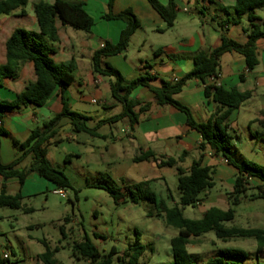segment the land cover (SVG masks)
<instances>
[{"label":"trees","instance_id":"16d2710c","mask_svg":"<svg viewBox=\"0 0 264 264\" xmlns=\"http://www.w3.org/2000/svg\"><path fill=\"white\" fill-rule=\"evenodd\" d=\"M115 0H108L106 13L103 19L108 21H122L125 26L121 31L116 44L106 42L96 50L92 56V71L96 76L109 80L110 96L122 106L120 114L101 121L96 127L87 125L88 118L69 109L65 92L73 83V65L55 64L51 54L56 51L59 44V36L56 23L69 26L74 30L90 33L94 26L93 18L85 11L84 3L78 0H55L54 3H36L32 6V14L35 18L37 31H28L23 28L15 29L5 44V63L0 65V87L6 79H16L26 63H32L36 81L28 84L24 90L17 94L12 101H0V111H19L29 107L44 106L54 92L61 93L62 108L49 121L43 123L41 128L30 132L23 142L14 141L19 155L9 165H3L0 161V177L3 182L16 178L22 185L30 173H36L55 186L56 190L71 189V183L62 170L52 166L47 160V146L53 139L63 120L69 122L71 132L74 134H85L91 138L105 139L98 133L101 125L116 123L127 118L132 130L140 121V118L149 112L153 106H170L186 116V126L196 131L201 143L198 146L200 157L191 163L187 170L178 166L187 153H183L178 159L171 157H156L151 151L141 152L133 159L134 163L150 162L157 169L174 168L177 173L178 203L168 208L163 201H158L154 193L147 191L149 181L136 185L127 186L123 190L115 188H99L105 190L116 203H125L128 200L137 204L140 200L147 201L159 207L165 224L177 230L169 244L172 252L170 264H195L199 263L198 256L187 251L192 239L200 238L208 233L222 241L232 239H253L256 241L257 253L264 251V229H241L228 227L227 224L235 219V211L232 208L221 210L212 207L208 209L200 220H190L183 216L185 207H193L202 202L201 195L213 188V167L203 166L202 155L210 152L214 156H222L226 165L235 171L232 193L228 194L231 206L240 204V199L245 195V184L247 179H255L261 182L258 187L257 199L264 200V166L250 162H239L234 158L233 141L237 139L228 131V120L233 110H236L243 102L251 97L250 93H240L236 90L227 91L222 87L204 85V97L211 99L219 106V113L213 115L206 123H197L190 109L175 99L180 94L188 81L197 80L202 84L210 77H217L220 69V59L225 54H237L244 59L246 70L253 71L258 65L256 44L264 41V0H235L231 11L235 18L228 20L227 24H239L245 17L247 27L243 32L247 36L244 44L226 37L223 33L219 45L208 53L199 52L193 57V68L181 79L174 83L163 82L160 87H152L149 75L138 77L132 81H125L121 74L114 68L104 63V59L123 53L133 34L140 25L130 9L120 13H113ZM152 9L161 17L165 30L173 27L177 11L175 0H168L167 5H162L158 0H147ZM213 3V0H200ZM27 0H2L0 1V18L9 17L18 13L26 14ZM227 12V9H224ZM262 12L258 15L257 12ZM224 32V24L219 25ZM159 51H156L158 53ZM242 79V76H240ZM138 87L147 88L152 94V103L131 100L132 91ZM1 119V116H0ZM264 126L263 121H259ZM6 131L0 126V137L6 136ZM31 157L28 168L17 167L27 157ZM69 157L65 158L67 163ZM127 197H129L127 199ZM23 197L20 194L8 195L4 183L0 191V208L22 210L24 213H32L31 208H23ZM69 218H65L67 222ZM65 237L64 230L61 232ZM44 252L37 256L42 264H62L54 258L58 249H50L45 241H41ZM73 250L91 264H112L111 257L115 254L111 251L108 257H101L95 246L84 237L80 242L73 243ZM145 253V247L136 245L132 250L123 254L128 258L127 264H138L139 259ZM248 259L247 252L240 249H220L217 255L210 257L203 264H241ZM0 264H11L9 258H2L0 253ZM257 264H260L259 262Z\"/></svg>","mask_w":264,"mask_h":264},{"label":"crops","instance_id":"0c3cea01","mask_svg":"<svg viewBox=\"0 0 264 264\" xmlns=\"http://www.w3.org/2000/svg\"><path fill=\"white\" fill-rule=\"evenodd\" d=\"M54 1L27 0L25 15L15 13L9 17L0 18V65L5 63V44L15 29L37 31L32 6L39 2L52 4ZM78 1L84 3V9L93 18L94 26L90 33H85L57 22L59 44L56 51L51 54V59L55 64L72 63L73 83L65 92L69 109L87 117V125L94 128L101 121H107L120 114L122 106L111 98L109 80L93 73L92 56L106 42L116 44L125 24L122 21L103 19L107 11L108 0ZM158 1L162 5L168 4V0ZM175 4L176 21L172 28L165 30L163 20L147 0H115L113 13L117 14L130 9L140 27L131 37L127 49L121 54L104 59V63L116 69L127 82L149 75L151 77L149 84L152 87H160L163 82L174 83L190 72L193 68V57L199 52L208 53L216 48L223 33L229 39L241 44L246 43L247 36L242 29L246 28L247 24L243 25L240 20L232 30L230 24H227V21L232 19L229 9L234 6L235 0H213V3L200 0H175ZM224 9H227V12ZM257 14L261 15L262 12L258 11ZM220 24H224V32L219 29ZM133 42H136V54L130 56V46ZM256 50L258 65L253 71L246 70L244 59L241 56L225 54L220 59L216 82L209 79L205 81V84L197 80L188 81L175 99L190 109L197 123H206L221 110L211 99L204 97V85L222 87L227 91L250 93L251 97L232 111L227 122L228 131L235 134V126L242 117L247 119L248 127L256 124L261 126L259 121L264 122V41L256 44ZM156 51L159 52L155 54ZM35 81L33 65L26 63L16 79L4 80L3 86L0 87V101H12L28 84ZM129 98L148 103L154 101L153 94L143 87L134 89ZM61 108V93L56 91L42 107L0 111V126L7 133L6 136L0 137L1 163L11 164L19 155L13 142L25 141L31 131L41 128L43 123L59 113ZM232 118L234 120H231ZM119 122L123 124L122 131L128 137V147L130 146L135 153L133 159L146 151L153 152L156 157L164 156L174 159H178L185 152L187 155L178 164L181 167L187 159H190L192 163L200 157L198 146L201 138L199 134L186 126V116L183 113L170 106H153L140 118L132 130L127 118ZM114 124L106 123L100 126L98 133L105 137L100 140H107L110 137L114 143L117 142L111 131V125ZM261 127L264 128V126ZM75 135L78 134L71 132L69 122L63 120L56 136L49 141L47 146V160L52 166L59 168L50 159L49 149L51 147H56L65 140H78L77 143H85L92 147V139H97L85 134V137H75ZM126 151L124 148L121 149L122 153ZM218 158L207 151L202 155L201 162L203 166L213 167L218 162ZM30 163L31 157L27 156L17 168H28ZM147 163L150 166L154 164L152 161ZM3 183L8 195L20 194L23 200L31 195L28 184L37 185L36 191L39 193L43 189H50L51 186L55 188L53 184L36 173H30L22 185L16 178L3 182L0 177V191ZM13 235L17 237L16 232H13ZM26 238L29 240L30 236Z\"/></svg>","mask_w":264,"mask_h":264},{"label":"rangeland","instance_id":"374dc122","mask_svg":"<svg viewBox=\"0 0 264 264\" xmlns=\"http://www.w3.org/2000/svg\"><path fill=\"white\" fill-rule=\"evenodd\" d=\"M229 12L231 18H235L231 9ZM241 22L247 24L244 18ZM230 27L232 30L235 25L230 23ZM129 53L130 56L136 54V42L131 44ZM122 129L121 122L111 125L116 143L109 137L107 140L92 139V147L77 143L78 140H65L51 147L50 159L67 176L71 189L56 190L51 186L39 193L36 191L37 185L28 184L31 195L22 201V205L23 208L33 209L32 213L0 208V252L8 253L11 264H42L37 259L44 252L41 241H45L51 250L58 249L54 258L62 264H91L73 250V243L82 241L84 237L89 238L101 257H108L114 251L112 264H127L128 258L123 254L138 244L145 247L138 264L172 262L169 242L177 235V230L165 224L159 207L142 200L137 204L129 200L116 203L105 190L99 188L123 190L127 186L149 181L147 191L154 193L158 201H163L168 208L178 203L175 169H157L156 165L150 166L147 162L134 163L135 153L128 147V137ZM232 134L237 137L233 141L234 158L239 162L264 166V128L258 124L248 127L247 119L242 117L235 126V134ZM77 136L85 137L84 134ZM122 148L127 151L122 153ZM66 157H69L67 163ZM218 157V162L213 166V188L201 195V203L182 210L184 218L200 220L212 207L221 210L232 208L235 219L227 224L228 227L264 229V200L256 198L261 182L247 179L246 192L239 200L240 204L231 206V199L227 195L233 191L235 172L225 164L221 155ZM190 164L191 160L187 159L181 168L187 170ZM65 218H69L67 222ZM63 230L65 237L61 233ZM26 236H30V239ZM220 249L247 252L248 259L241 264H264V251L257 253L253 239L222 242L213 233H208L192 239L187 247L189 253L198 256L199 263L195 264L205 263Z\"/></svg>","mask_w":264,"mask_h":264},{"label":"built area","instance_id":"2783aa9c","mask_svg":"<svg viewBox=\"0 0 264 264\" xmlns=\"http://www.w3.org/2000/svg\"><path fill=\"white\" fill-rule=\"evenodd\" d=\"M217 77H210L209 80L212 81V82H216ZM215 87H217V86H215ZM225 163H226V161H225ZM0 253H1L2 258H9V255H8V253L6 251H1Z\"/></svg>","mask_w":264,"mask_h":264}]
</instances>
